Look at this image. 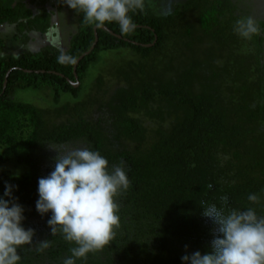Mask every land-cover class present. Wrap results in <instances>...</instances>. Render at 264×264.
Here are the masks:
<instances>
[{
    "label": "trees",
    "instance_id": "16d2710c",
    "mask_svg": "<svg viewBox=\"0 0 264 264\" xmlns=\"http://www.w3.org/2000/svg\"><path fill=\"white\" fill-rule=\"evenodd\" d=\"M55 1L63 0H0V51L4 26L14 27L13 40L23 45L33 36L45 40L62 7ZM150 3L130 13L138 25L132 34L117 23L97 29V44L75 75V63L57 58L64 53L76 62L93 46L95 27L82 12L71 9L76 30L64 52L48 41L35 51L0 52L1 160L19 171L13 177L0 170V196L6 182L17 186L23 227L35 233L33 245L18 250L21 264H63L75 246L52 236L51 213L36 210L38 180L54 170L56 151H98L110 168L123 162L130 181L116 200L114 240L76 264H182L186 254L211 251L218 235L202 207H252L264 216V33L239 37L233 25L247 16L230 0H186L161 15ZM103 52L121 58L110 68L117 86H105L99 73L79 98L86 70ZM45 87L54 92L46 108L9 97L13 88ZM63 94L71 98L63 101ZM44 240L50 246L38 251Z\"/></svg>",
    "mask_w": 264,
    "mask_h": 264
},
{
    "label": "clouds",
    "instance_id": "9594fccd",
    "mask_svg": "<svg viewBox=\"0 0 264 264\" xmlns=\"http://www.w3.org/2000/svg\"><path fill=\"white\" fill-rule=\"evenodd\" d=\"M83 20L103 29L106 24L117 23L123 34H132L138 25L130 13L143 11L144 0H63ZM233 31L244 40L264 33L253 17L235 21ZM61 64H74L75 59L67 54L58 56ZM54 150V149H53ZM56 151V150H55ZM54 170L38 180L36 210L43 217L51 213L48 226L52 236L59 233L74 244L71 255L63 264H76L77 259H86L108 246L120 227L117 197L130 186L123 162L109 167L108 160L98 151L77 148L66 154L56 151ZM0 196V264H21L18 250L32 246L34 230L23 227L24 208L13 192L17 186L5 183ZM256 194L248 200L258 202ZM227 204V197L223 198ZM203 216L213 221L218 235L211 241V251L201 254L196 251L181 257L182 264H264V216H258L252 207L243 211H225L223 207H202ZM37 250L50 246L49 240L39 242Z\"/></svg>",
    "mask_w": 264,
    "mask_h": 264
},
{
    "label": "rangeland",
    "instance_id": "374dc122",
    "mask_svg": "<svg viewBox=\"0 0 264 264\" xmlns=\"http://www.w3.org/2000/svg\"><path fill=\"white\" fill-rule=\"evenodd\" d=\"M30 1V0H28ZM186 0H151V8L155 11L156 14H167L171 12L176 6L180 5ZM241 10L239 12L245 16L253 17L258 23L259 26L261 24V19L264 15V0H230ZM56 6H61V10L56 13V21L55 27L49 31L45 40L39 37L33 36V41L29 42L26 45H23L19 41L13 40V36L16 33V30L12 26H4L2 28L1 37L5 43V48L3 51H0L2 56L9 54H17L20 51L28 50L35 51L41 47L46 45V41L51 42L54 46H60L61 50L64 52L67 50L69 45V40L72 34L75 33V17L70 8H68L63 1H55ZM51 6L49 10L55 12L56 9H52ZM238 13V11L236 12ZM245 48H242V51H245ZM121 58L116 54V52H103L99 55L98 61L91 65L87 70L85 77L81 82V90L80 96L81 98L83 94L88 91L91 87L92 82L97 77L99 73L102 74L105 86L113 89L117 86L116 79L112 76L110 68L116 64ZM80 86V85H79ZM79 86L77 88H79ZM9 97L20 103L31 104L38 108H46L54 105V92L52 88H13L9 93ZM63 101H67L71 97L69 95H61L60 97ZM146 125H149L147 122ZM151 126V125H149ZM67 152V150H65ZM6 151L0 147V170L9 175L16 177L19 171L15 168V166L10 162L2 161L1 158L5 155Z\"/></svg>",
    "mask_w": 264,
    "mask_h": 264
},
{
    "label": "water",
    "instance_id": "95a60500",
    "mask_svg": "<svg viewBox=\"0 0 264 264\" xmlns=\"http://www.w3.org/2000/svg\"><path fill=\"white\" fill-rule=\"evenodd\" d=\"M104 29H105V28H104ZM96 30H97V29L95 28V29H94V32H95V41H94L93 46L90 48V50H89L87 53H85L84 55H82L81 57H79V58L76 60L75 64H74V67H73L74 75H75V71H76V68H77L79 62H80V61H81L86 55H88L90 52H92L93 49H94V47H95V45L97 44L98 38H97V35H96ZM110 33H111V32H110ZM117 38L120 39L121 37H120V36H117ZM10 72H11V71H9V72L7 73V75H6V77H5V80H4V88H5L6 85H7V80H8V77H9ZM75 79H76V82H75V83H72V85H73L74 88H77V87L79 86V83H78V81H77L76 76H75Z\"/></svg>",
    "mask_w": 264,
    "mask_h": 264
}]
</instances>
